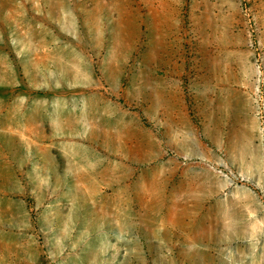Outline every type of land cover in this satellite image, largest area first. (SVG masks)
Segmentation results:
<instances>
[{"label":"rangeland","instance_id":"rangeland-1","mask_svg":"<svg viewBox=\"0 0 264 264\" xmlns=\"http://www.w3.org/2000/svg\"><path fill=\"white\" fill-rule=\"evenodd\" d=\"M0 264H264V0H0Z\"/></svg>","mask_w":264,"mask_h":264}]
</instances>
